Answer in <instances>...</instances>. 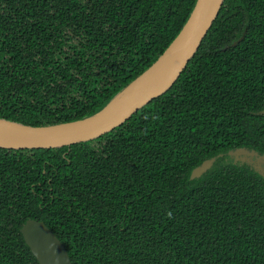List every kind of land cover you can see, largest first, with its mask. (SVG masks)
Here are the masks:
<instances>
[{
	"label": "trees",
	"instance_id": "1",
	"mask_svg": "<svg viewBox=\"0 0 264 264\" xmlns=\"http://www.w3.org/2000/svg\"><path fill=\"white\" fill-rule=\"evenodd\" d=\"M196 0H0V119L43 127L101 110L177 37ZM236 43V44H235ZM235 44V45H234ZM264 0H224L174 85L105 135L0 148V264H38L45 226L72 264H264Z\"/></svg>",
	"mask_w": 264,
	"mask_h": 264
},
{
	"label": "water",
	"instance_id": "2",
	"mask_svg": "<svg viewBox=\"0 0 264 264\" xmlns=\"http://www.w3.org/2000/svg\"><path fill=\"white\" fill-rule=\"evenodd\" d=\"M223 3L224 0H196L186 23L166 50L95 114L74 122L43 127L0 119V148L41 150L71 147L113 131L174 85L199 49ZM257 115L264 116V109ZM225 156L233 164L246 165L264 178V155L252 149L237 148L203 161L191 171L190 180L201 178L218 159ZM20 232L38 264H72L65 247L44 223L28 220Z\"/></svg>",
	"mask_w": 264,
	"mask_h": 264
}]
</instances>
